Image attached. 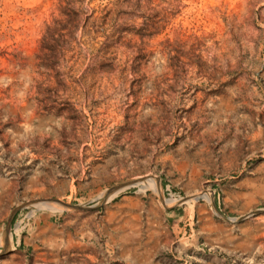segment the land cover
<instances>
[{
  "label": "rangeland",
  "instance_id": "1",
  "mask_svg": "<svg viewBox=\"0 0 264 264\" xmlns=\"http://www.w3.org/2000/svg\"><path fill=\"white\" fill-rule=\"evenodd\" d=\"M56 5L0 0V264H264V0H84L43 66Z\"/></svg>",
  "mask_w": 264,
  "mask_h": 264
},
{
  "label": "trees",
  "instance_id": "2",
  "mask_svg": "<svg viewBox=\"0 0 264 264\" xmlns=\"http://www.w3.org/2000/svg\"><path fill=\"white\" fill-rule=\"evenodd\" d=\"M84 0H57V10L62 14L64 20L54 21L55 26H47V35L43 37L42 52L43 54V66H48L50 60L46 58H51L52 56L56 58L57 55V43L59 42L56 34L59 33L60 29L58 25L63 23L68 27H82L85 35L90 36L92 33H100L104 38L100 42V48L97 50L103 56L107 55L108 49L115 43L113 36L107 34V29L112 26L113 20L108 21L111 15V9L104 7L100 11L92 10L91 14L86 16L83 20L81 16L86 15L88 10L83 9ZM86 11V12H85ZM102 13L103 16L96 17V13ZM82 24V25H81Z\"/></svg>",
  "mask_w": 264,
  "mask_h": 264
},
{
  "label": "water",
  "instance_id": "3",
  "mask_svg": "<svg viewBox=\"0 0 264 264\" xmlns=\"http://www.w3.org/2000/svg\"><path fill=\"white\" fill-rule=\"evenodd\" d=\"M140 180H132V181H128V182H125V183H122L120 185H117L115 187H113L110 192L112 191H119L121 190L122 188H125V187H129V186H134L137 182H139ZM55 203L61 205L62 207H65V208H68L67 205H65L64 203H61L60 201L58 200H54Z\"/></svg>",
  "mask_w": 264,
  "mask_h": 264
},
{
  "label": "built area",
  "instance_id": "4",
  "mask_svg": "<svg viewBox=\"0 0 264 264\" xmlns=\"http://www.w3.org/2000/svg\"><path fill=\"white\" fill-rule=\"evenodd\" d=\"M188 229L184 231L183 236H187L188 237H191L194 235V231H193V224L192 223H188Z\"/></svg>",
  "mask_w": 264,
  "mask_h": 264
},
{
  "label": "bare ground",
  "instance_id": "5",
  "mask_svg": "<svg viewBox=\"0 0 264 264\" xmlns=\"http://www.w3.org/2000/svg\"><path fill=\"white\" fill-rule=\"evenodd\" d=\"M144 180L142 179V180H140L139 182H137L135 185H134V187H136L138 184H142V182H143ZM49 203H51V204H55V205H58V206H60V207H62L61 205H59V204H57V203H54V202H48L47 204H49ZM50 204V205H51ZM49 206V205H48ZM51 206H53L54 207V205H51ZM56 207V206H55ZM63 208H65V207H63ZM7 237H8V233L6 234L5 233V239H7Z\"/></svg>",
  "mask_w": 264,
  "mask_h": 264
},
{
  "label": "crops",
  "instance_id": "6",
  "mask_svg": "<svg viewBox=\"0 0 264 264\" xmlns=\"http://www.w3.org/2000/svg\"><path fill=\"white\" fill-rule=\"evenodd\" d=\"M172 223H174V222L172 221Z\"/></svg>",
  "mask_w": 264,
  "mask_h": 264
}]
</instances>
